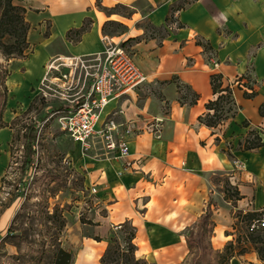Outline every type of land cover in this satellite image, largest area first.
Masks as SVG:
<instances>
[{"label":"crops","instance_id":"0c3cea01","mask_svg":"<svg viewBox=\"0 0 264 264\" xmlns=\"http://www.w3.org/2000/svg\"><path fill=\"white\" fill-rule=\"evenodd\" d=\"M12 3L24 8L28 42L34 46L29 59L12 62L6 84L15 94L21 95L27 86L30 91L38 88L44 74L34 84L25 78L35 55L44 57V73L53 57L103 53L104 37L116 44L128 41L124 47L147 79L137 90L112 100L102 114H115L117 122L134 125L126 158L107 155L99 146L84 154L75 142L83 189L93 210L84 223L78 220L68 230L72 264H100L108 236L125 222L135 228L137 258L148 264H174L176 258L180 263L188 251L185 229L193 227L209 205L215 174L228 176L238 186V209L255 213L264 209V145L242 148L250 131L264 142V116L259 113L264 104V0ZM82 28L85 31L77 37L74 31ZM213 74L220 76L222 88L239 81L231 89L237 110L216 127H208L204 118L213 111L206 105L218 96L210 82ZM155 121L160 126L158 138L150 133ZM4 130L0 129V187L7 164L2 149L11 139ZM126 161L130 168L123 167ZM237 161L242 170H235ZM13 212L9 207L0 215V242ZM218 218L211 219V238L222 249L232 235L225 232L227 227L216 230ZM162 256L170 257L169 262ZM240 259L244 264H264L254 251L235 256L229 264Z\"/></svg>","mask_w":264,"mask_h":264},{"label":"rangeland","instance_id":"374dc122","mask_svg":"<svg viewBox=\"0 0 264 264\" xmlns=\"http://www.w3.org/2000/svg\"><path fill=\"white\" fill-rule=\"evenodd\" d=\"M11 6L22 7L12 3V0ZM21 17L25 22L24 14L6 7L5 1L0 0V70L7 75L4 82L7 91L6 101L3 112L1 113L0 110V126H6L3 129L11 138L7 147L2 149L5 150L7 156V164L0 187V215L12 207L14 212L8 227H12L16 234L21 232L23 237L28 236L27 241L12 238L10 243L1 245L0 242V264H20L22 259L16 260L15 256L22 255L26 260L27 257L34 254L40 244L41 237H34L35 245L31 243L33 230L40 231L42 235L47 236L43 217H36V221L32 225L30 210L33 204L48 205L50 211L55 205L63 208V216L68 222L61 241L65 250H68L69 242H71L68 230L73 229L72 225L78 220L85 222V218H88L90 211L93 210L92 201L83 189V175L74 154L75 142L65 132L60 131L57 114H54L58 108L64 106V103L60 100H44L37 95L38 88L36 90L33 88L30 91L29 86L24 88L21 95H17L12 90V86L6 84V80L13 70L12 62L14 60L26 61L34 53V46L28 42L29 27L26 22L19 21ZM26 26L28 30L25 31ZM42 35L46 37L48 31H44ZM43 60L42 55H35L29 72L26 69V82L34 84L42 77L44 74L42 71ZM20 71H24L23 67L20 68ZM32 126L37 127L38 136L35 145V160L31 172L27 176L22 174L21 165L24 160L26 137ZM212 183L214 187L210 193L208 204L212 205V218L215 219L216 216H219L218 219L221 221L220 224L215 223L216 230L228 228L225 232L232 235L230 241L234 244L233 251L238 253L244 244L248 246L244 241L248 233V224L241 219L244 213L242 209H238L235 200L238 197L235 193L238 192L240 196V190L238 186L231 184L226 175L215 174ZM21 186H25L26 197H23L21 193ZM19 212L24 216L14 222L13 218ZM259 234L262 243L256 247L264 248V234ZM123 235L125 233L120 234L119 238H122ZM112 237V235L108 236L107 243H110ZM236 239L240 242L239 244L236 243ZM210 242L214 250H222L216 248V239L211 238ZM251 251L253 250L249 247L245 254ZM182 257H184L183 254ZM161 258L163 261L166 259L169 262L168 258L170 257L162 256ZM176 259L174 264H179V262H175ZM242 263L244 264L240 259L238 264Z\"/></svg>","mask_w":264,"mask_h":264},{"label":"built area","instance_id":"2783aa9c","mask_svg":"<svg viewBox=\"0 0 264 264\" xmlns=\"http://www.w3.org/2000/svg\"><path fill=\"white\" fill-rule=\"evenodd\" d=\"M103 53L87 57L57 56L51 58L39 82L37 95L44 100H60L64 106L57 109L58 126L82 152L94 151L97 146L107 155L126 158L128 143L135 133L130 122H117L115 114L102 116L107 105L128 92L137 90L146 82V76L137 67L128 48L103 38ZM217 63L212 64L216 68ZM235 80L227 84L232 89ZM150 133L159 137L160 126L155 121ZM125 169L131 163L124 162ZM236 171L242 170L240 162H234ZM95 190L93 189V192ZM248 211H243L246 213ZM249 233L264 234V209L248 226Z\"/></svg>","mask_w":264,"mask_h":264},{"label":"trees","instance_id":"16d2710c","mask_svg":"<svg viewBox=\"0 0 264 264\" xmlns=\"http://www.w3.org/2000/svg\"><path fill=\"white\" fill-rule=\"evenodd\" d=\"M2 1H5L6 7L16 10L22 15L24 14V8L19 6H11V0ZM19 21L21 23H25L23 22L22 17L19 19ZM27 28L28 27L26 26L24 30H28ZM150 29L155 31L153 27H150ZM83 31H85V28L75 30L74 33L78 37ZM127 42L120 43V45L124 47ZM6 76L7 75L0 70L1 113L4 110L6 101L7 91L4 85ZM210 82L213 93L218 94V96L214 101H210L206 105L209 110L213 111V114H207L205 116L204 124L208 127H216L222 121L232 117L235 114L237 107L235 106L232 99V90L227 86L223 88L221 87L222 84L219 75L213 74L210 78ZM259 113L260 115L264 116V104L260 106ZM4 127L6 126L1 125L0 129ZM37 136V127H30L24 146V160L21 165L23 175L28 176L31 172L36 156L35 145L37 142ZM262 145H264V142L261 141V138L258 136V134L254 131H250L242 144V148L244 150H252L259 148ZM21 187V193L23 197H26L27 194L25 192V186ZM235 194L238 196L235 198L237 201L240 199V196L238 192ZM30 211L32 213V225L34 224V221H36V217H43L44 227L47 230V236L42 235L40 231L33 230V239L31 243L35 245L36 240H34V237H41L38 248L34 251V254L27 257L26 260L23 259L22 255L15 256V259H22V261L19 262L20 264H72L74 260L73 253L71 251L65 250L61 245L63 235L66 228L68 227V222L63 216V208H59L57 205H55L50 211L48 205L35 203L33 204ZM212 214L213 212L208 205L204 214L199 218L198 222L193 227H187L185 229L184 237L188 251L179 264H229L230 260L235 256H242L243 254L247 253L249 247L256 253L260 261H264V248L256 247L258 244L262 243L259 233L256 234L248 232L244 240L248 246L244 244L238 253H234V244L232 241L227 242L223 246L222 250H214L210 242L214 230V223L211 220ZM23 216L24 215L19 212L15 215L13 221L15 222L17 219L23 218ZM257 217L258 213L246 212L241 216V219L245 220L249 226V224ZM80 222L84 223L83 221ZM123 233H125V235H123L122 238L120 237V239L119 235ZM111 235L113 237L111 238L110 243H108L105 252L100 258V264H148L144 258H137L135 256L136 246L133 242L135 238V228L131 226V224L128 222L123 223L119 228L114 230ZM12 238H17L20 240L23 239L24 241H27L28 236L23 237L21 232L16 234L12 227H8L5 236L1 240V245L10 243ZM94 239L98 240V238ZM236 243L239 244L240 242L236 239Z\"/></svg>","mask_w":264,"mask_h":264}]
</instances>
